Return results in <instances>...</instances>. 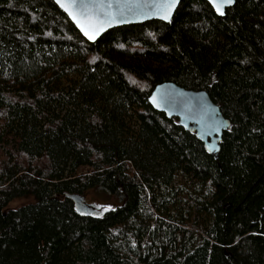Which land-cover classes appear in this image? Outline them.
Instances as JSON below:
<instances>
[{
    "label": "trees",
    "instance_id": "trees-1",
    "mask_svg": "<svg viewBox=\"0 0 264 264\" xmlns=\"http://www.w3.org/2000/svg\"><path fill=\"white\" fill-rule=\"evenodd\" d=\"M164 82L230 121L216 160L149 104ZM90 192L114 209L64 197ZM0 264H264V0L94 43L53 0H0Z\"/></svg>",
    "mask_w": 264,
    "mask_h": 264
},
{
    "label": "water",
    "instance_id": "water-1",
    "mask_svg": "<svg viewBox=\"0 0 264 264\" xmlns=\"http://www.w3.org/2000/svg\"><path fill=\"white\" fill-rule=\"evenodd\" d=\"M69 20L89 42H96L109 30L141 24L149 21L170 23L180 0H53ZM219 17H224L228 8L223 5V14L217 10L222 0H206ZM152 108L166 116L177 119L178 125L195 134L205 151L216 160L225 131L230 127L218 105L205 91L184 89L175 83L164 82L153 89L149 98ZM73 203L75 212L82 217L98 218L112 211L108 204L88 203L84 195L65 193Z\"/></svg>",
    "mask_w": 264,
    "mask_h": 264
},
{
    "label": "rangeland",
    "instance_id": "rangeland-1",
    "mask_svg": "<svg viewBox=\"0 0 264 264\" xmlns=\"http://www.w3.org/2000/svg\"><path fill=\"white\" fill-rule=\"evenodd\" d=\"M85 199L88 203H107V204H110V203H113L112 200L106 198L104 195H101V194H98V193H95V192H90L88 194L85 195ZM27 201H24V200H16L14 202H12L10 204V208H15L19 205H22V204H25Z\"/></svg>",
    "mask_w": 264,
    "mask_h": 264
},
{
    "label": "snow or ice",
    "instance_id": "snow-or-ice-1",
    "mask_svg": "<svg viewBox=\"0 0 264 264\" xmlns=\"http://www.w3.org/2000/svg\"><path fill=\"white\" fill-rule=\"evenodd\" d=\"M233 3V0H222L221 4L218 6L217 10L220 12V14H223V5L227 4L230 5Z\"/></svg>",
    "mask_w": 264,
    "mask_h": 264
}]
</instances>
